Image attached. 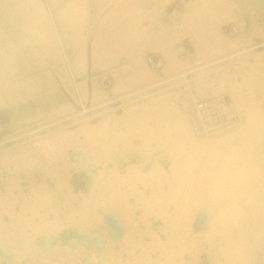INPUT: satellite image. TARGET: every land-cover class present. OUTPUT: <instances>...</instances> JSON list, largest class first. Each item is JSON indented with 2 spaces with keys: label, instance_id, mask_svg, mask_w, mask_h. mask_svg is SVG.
I'll use <instances>...</instances> for the list:
<instances>
[{
  "label": "rangeland",
  "instance_id": "obj_1",
  "mask_svg": "<svg viewBox=\"0 0 264 264\" xmlns=\"http://www.w3.org/2000/svg\"><path fill=\"white\" fill-rule=\"evenodd\" d=\"M39 2L46 9L40 34L28 30V6L36 0L7 7L24 23L27 45L45 50L46 44L56 65L63 60L57 38L65 51L73 44L83 74L88 44L93 63L107 65L112 95L122 103L86 117L82 106L105 97L94 77L88 104L65 101L34 117L10 112V128L0 126V141L10 138L0 143L9 153L0 159V264H264V53L248 65L234 62L249 53L238 50L264 37V0ZM65 4L60 19L56 11ZM184 41L192 43L188 56L178 47ZM149 51L162 60L157 70L145 60ZM222 56L229 58L205 73L204 59ZM185 70H192L189 82ZM80 86L83 93L85 82ZM6 88L2 105L21 107L32 97L20 86ZM190 88L230 100L238 122L201 135L180 106ZM135 103L146 110L126 118ZM105 117L117 119L110 132L79 129L100 127ZM42 137L52 146H38ZM22 149L27 156L18 158ZM40 168L45 174L37 176ZM202 206L212 218L195 228Z\"/></svg>",
  "mask_w": 264,
  "mask_h": 264
},
{
  "label": "crops",
  "instance_id": "obj_2",
  "mask_svg": "<svg viewBox=\"0 0 264 264\" xmlns=\"http://www.w3.org/2000/svg\"><path fill=\"white\" fill-rule=\"evenodd\" d=\"M11 2L12 0H0V88L4 93V101H8L6 87L9 84L20 86L24 97H32L21 107L0 104V125L4 126V129L10 128L12 111L16 118L34 117L65 101L71 102L74 108L88 104L94 97L93 78L96 77L98 81V74L106 69L107 65L93 63V55L89 53L87 44V68L82 70L83 74H79V68L75 67L74 60L80 49L74 51L71 44V51H65L63 42L57 38L63 60L56 66L55 61L45 52L46 44L45 50L44 48L38 50L36 44L30 42L27 45L30 36L25 31L24 23L7 9ZM65 52L69 53V58L64 55ZM126 59V56L119 55L117 62L121 61L122 67L127 64ZM58 66H65L67 72L58 69ZM85 76L87 79L80 80ZM83 82L85 86L82 93L80 84ZM211 218L209 209L202 206L195 216L194 227L208 225Z\"/></svg>",
  "mask_w": 264,
  "mask_h": 264
},
{
  "label": "built area",
  "instance_id": "obj_3",
  "mask_svg": "<svg viewBox=\"0 0 264 264\" xmlns=\"http://www.w3.org/2000/svg\"><path fill=\"white\" fill-rule=\"evenodd\" d=\"M180 53L188 56L190 53V48L192 43L184 41L178 43ZM249 52L247 55L238 57L234 62L236 64H250L247 60L253 58L255 53H264V37L255 38L251 40L243 49L238 50L235 54L241 52ZM234 55V54H233ZM230 56V55H228ZM228 56L222 57H209L204 59L205 61L201 64V67L206 69L205 73L213 72L216 65L220 62H223L227 59ZM145 60L152 70H157L162 64V60L155 56L152 52H147ZM222 65V64H221ZM223 66V65H222ZM192 70H185L183 74L186 76L184 80L189 82L191 77H188V74ZM114 79L112 74L104 69L98 74V85L102 92H104L105 97H100L95 103L88 104L87 106H82L81 112L86 115V117H96L101 116L113 109H117L118 106H121V97L112 95V86ZM210 92V91H208ZM207 91L200 92L197 89H189L183 91L180 96V106L188 114L193 126L201 135H214L222 133L238 122V115L235 108L232 106L230 100H226L224 96L218 97L219 95H211ZM66 112H62L64 114ZM6 136H4L5 138ZM8 139H3L1 142H7ZM37 176H42L45 174V169H38L36 171ZM25 177V176H24ZM50 184L54 183L56 186L55 178H45ZM63 198V195H60ZM79 256V255H78ZM86 258L87 256H82ZM34 264V263H33Z\"/></svg>",
  "mask_w": 264,
  "mask_h": 264
},
{
  "label": "bare ground",
  "instance_id": "obj_4",
  "mask_svg": "<svg viewBox=\"0 0 264 264\" xmlns=\"http://www.w3.org/2000/svg\"><path fill=\"white\" fill-rule=\"evenodd\" d=\"M37 2H38V4L37 5H39L40 6V9H41V12H42V15L43 14H45V11H46V9H44L43 10V6H42V4H41V2H39L40 0H36ZM149 6H150V4H149ZM148 6V7H149ZM66 7H67V5L65 4V5H61L60 7H59V9L56 11V15L58 16V18H60V19H63L64 17H65V12H66ZM147 14H149V13H147ZM47 15V14H46ZM44 17H45V15H44ZM67 20V19H66ZM59 21V20H58ZM62 22H65V21H63V20H61ZM61 22V23H62ZM66 24V23H65ZM66 25H70V24H66ZM73 25H75L74 23H73ZM72 25V26H73ZM62 26V25H61ZM66 27V26H65ZM64 27V28H65ZM68 27V26H67ZM71 26H69L68 27V29L70 28ZM63 31V30H62ZM65 31V30H64ZM63 31V32H64ZM67 34H68V32H67V30L65 31V33H64V35H66L67 36ZM262 53V52H261ZM260 53H258V54H256L255 55V57L257 58V56H260L259 55ZM246 55V54H245ZM229 58V57H228ZM256 60V59H255ZM257 63V62H256ZM243 65V64H242ZM253 66V65H252ZM240 67V66H239ZM244 67V66H243ZM216 68H218V67H215V69ZM255 68V67H254ZM234 69V68H233ZM257 69V68H256ZM223 70V69H222ZM217 71H218V69H217ZM232 71V70H231ZM220 72V71H219ZM219 72H218V74H219ZM208 79V78H207ZM0 89H2V88H0ZM140 106H142L143 107V109L142 108H140ZM146 105H144V103L142 104V103H135V105L133 106V107H131V109H129V111H127L126 112V118H128V117H130V118H136V117H138L139 115H141V114H143V112L146 110ZM110 115V114H109ZM109 115H107V116H109ZM113 116H114V114H112ZM117 125V119L115 118V117H105V120H104V123H102V125L100 126V127H96L95 125H93L92 123L91 124H84V125H81L80 127H79V129H82V131L81 132H83L84 134H88V133H90V132H92V130H94V128H98L101 132H110V130H111V128L112 127H114V126H116ZM1 126V125H0ZM4 127V126H3ZM1 128V127H0ZM37 130H39V128L38 129H33L32 131L34 132V131H37ZM61 131V130H60ZM68 131H70V130H68ZM69 134V133H68ZM71 134V133H70ZM40 136H44V135H40ZM60 136H62L61 134H60ZM45 137H42V139L40 140V142L38 143V146H40V147H49V146H52V144L49 142V140H47V139H44ZM13 148H17V146L16 145H14V147L12 146V149ZM9 150V149H8ZM7 150H5V149H0V159H2V160H4L5 162L8 160V154L9 153H6V154H4L3 155V153H5ZM14 152V151H13ZM27 150H25V149H22L21 150V152L20 153H14L15 155H18V158H21V157H24V156H27ZM140 171V170H139ZM136 173V172H135ZM198 191H200V189L198 188L197 189ZM197 191V192H198ZM199 193V192H198ZM115 210V209H114ZM113 210V211H114ZM109 211H111V210H109ZM116 211V210H115ZM119 212V211H118ZM116 216V215H115ZM116 217H118V216H116ZM113 219H116V218H112V220ZM109 220H111L110 219V217H109ZM115 221H118L117 219L115 220ZM114 220H113V222H115ZM112 221H110V223H111ZM113 222L111 223L112 225H113ZM110 224V225H111ZM114 225H116V224H114ZM117 226V225H116ZM203 231V230H202ZM70 233V232H69ZM114 236H115V234H113ZM113 236V237H114ZM197 238V237H196ZM6 249V248H5ZM13 250V249H12ZM3 253V252H2ZM15 252L13 251V254H14ZM9 254V253H8ZM7 254V255H8ZM12 253H11V255H13ZM1 255V254H0ZM4 255H5V253H4ZM11 255H10V257H11ZM18 255V254H17ZM6 256V255H5ZM14 256V255H13ZM12 256V257H13ZM16 256V255H15ZM19 256V255H18ZM8 257H9V255H8ZM8 257H7V259H8ZM200 258V257H199ZM5 259V258H4ZM4 259H2V260H4ZM12 259V258H11ZM14 259V258H13ZM1 260V261H2ZM10 260V259H9ZM9 260H8V262H9ZM17 260H19V258L18 259H16V263H17ZM10 263V262H9ZM8 264V263H7ZM12 264H14V262H12Z\"/></svg>",
  "mask_w": 264,
  "mask_h": 264
},
{
  "label": "clouds",
  "instance_id": "obj_5",
  "mask_svg": "<svg viewBox=\"0 0 264 264\" xmlns=\"http://www.w3.org/2000/svg\"><path fill=\"white\" fill-rule=\"evenodd\" d=\"M28 17V30L31 33L40 34L45 26V20L43 18L40 6L32 4L28 6L27 10Z\"/></svg>",
  "mask_w": 264,
  "mask_h": 264
}]
</instances>
